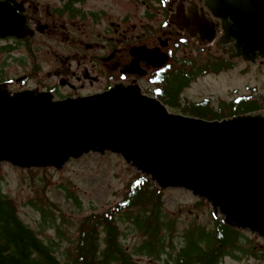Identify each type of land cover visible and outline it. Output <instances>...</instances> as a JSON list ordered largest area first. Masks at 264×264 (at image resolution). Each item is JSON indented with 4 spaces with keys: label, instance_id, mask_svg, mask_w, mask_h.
<instances>
[{
    "label": "water",
    "instance_id": "water-1",
    "mask_svg": "<svg viewBox=\"0 0 264 264\" xmlns=\"http://www.w3.org/2000/svg\"><path fill=\"white\" fill-rule=\"evenodd\" d=\"M209 11L227 26L224 43L235 41L245 61L264 60V0H212ZM18 23L0 5V36ZM151 56L154 65L166 61ZM235 57L229 50V59ZM6 85H0V164L58 172L91 153L119 155L160 191L189 192L226 226L264 241L262 113L208 122L170 114L135 87L53 101L45 93L9 94L14 88Z\"/></svg>",
    "mask_w": 264,
    "mask_h": 264
},
{
    "label": "flooded vegetation",
    "instance_id": "flooded-vegetation-1",
    "mask_svg": "<svg viewBox=\"0 0 264 264\" xmlns=\"http://www.w3.org/2000/svg\"><path fill=\"white\" fill-rule=\"evenodd\" d=\"M0 2L6 3L8 12L19 19L17 27L10 24L12 35L0 38L6 42L0 47V55L7 53L6 60L21 62L27 69L14 83L35 93H48L54 100L95 96L117 85L140 86L147 94L156 92L158 84L170 81L169 68L151 67L140 50L159 49L172 57L174 43L178 52L180 46L188 47L191 41L194 48H213L228 55L233 49L237 56H242L235 41L224 43L230 40L227 26L209 11L212 0ZM138 9L142 11L137 12ZM206 29L214 34L211 48H201L197 43L203 40ZM189 34H194L196 40L189 38ZM40 37H57L63 45L59 46L54 39L57 46L41 48L36 42ZM43 48L55 64L47 71L43 66ZM3 63L0 82L9 80L4 79Z\"/></svg>",
    "mask_w": 264,
    "mask_h": 264
},
{
    "label": "trees",
    "instance_id": "trees-1",
    "mask_svg": "<svg viewBox=\"0 0 264 264\" xmlns=\"http://www.w3.org/2000/svg\"><path fill=\"white\" fill-rule=\"evenodd\" d=\"M228 67L223 61L208 59L201 75ZM168 75L170 81L156 98L185 116L215 121L264 110V100L253 97L221 102L217 107L210 100L183 101L180 95L193 82L192 72L183 67ZM1 181L0 170V264H141L140 257L163 264H219L226 257L240 261L243 256L264 263V247L256 238L225 226L212 215L210 227L189 224L180 228L165 212L163 193L138 174L125 184L120 201L77 221L66 217L52 201H30L39 217V232L52 231L51 241L43 240L20 219L13 200L2 193ZM73 199L80 211L81 202ZM194 207L206 205L196 201ZM123 225L137 239L131 247L122 243ZM58 248H62L60 253Z\"/></svg>",
    "mask_w": 264,
    "mask_h": 264
},
{
    "label": "rangeland",
    "instance_id": "rangeland-1",
    "mask_svg": "<svg viewBox=\"0 0 264 264\" xmlns=\"http://www.w3.org/2000/svg\"><path fill=\"white\" fill-rule=\"evenodd\" d=\"M138 9L137 12H141ZM133 20V19H132ZM136 22V20H133ZM57 37L47 38L40 37L36 42L41 46H62ZM54 39L56 41H54ZM178 41V40H176ZM5 41H0V47L5 45ZM61 44V45H60ZM43 48L44 59L43 66L47 71L53 64L50 54L45 53ZM200 49L194 48L190 41L188 47L179 48L178 52L173 54L174 68L184 66L185 60L191 59L192 62L201 64L206 60V55L199 53ZM61 53H66L59 50ZM7 53L0 55V65L3 63L4 79L21 77L27 72L21 62L8 61ZM51 84L53 81H49ZM5 84L9 83L7 81ZM23 88V85H11V88ZM30 86V84H29ZM98 88L100 85L97 86ZM146 95L145 93H142ZM254 94L264 97V65L245 66L244 64H236L235 67L221 74H211L201 79H195L182 93L181 99L192 102L210 99L213 107H217L219 100L230 102L235 95ZM148 95V94H147ZM169 113L174 115H183L180 110H170ZM2 181V193L13 200L18 208L20 219L31 229L36 231L45 241L54 239L52 231L45 230L39 232V217L34 209L29 205L30 201H52L66 217L73 221L85 214L92 212L99 213L113 206L120 201L125 184L130 178L136 174L126 169L124 162L120 156L114 154H105L98 157L97 154H89L78 160L69 161L60 171L55 172L52 168L22 170L14 169L8 165H0ZM163 192V200L165 212L172 218L177 220L180 228L189 224H200L202 226H211V208L205 204V208H195L197 201L188 192L182 190H167ZM77 198L81 202V210L75 209L74 199ZM202 202V201H201ZM124 230L122 235V243L125 246H133L137 239L134 235L129 234L125 230V226H121ZM73 231V230H72ZM250 236V235H249ZM261 245V239H256ZM179 244V243H177ZM65 246V244L63 245ZM60 253L62 248L57 249ZM235 261L231 258H224L219 264H264L262 261L245 256ZM141 264H163L147 257H140Z\"/></svg>",
    "mask_w": 264,
    "mask_h": 264
}]
</instances>
